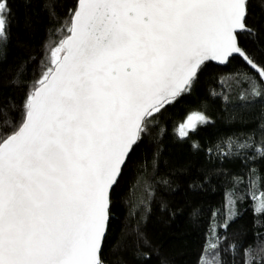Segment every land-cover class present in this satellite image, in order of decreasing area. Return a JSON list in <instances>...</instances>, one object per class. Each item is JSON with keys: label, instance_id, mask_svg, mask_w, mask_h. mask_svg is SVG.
Wrapping results in <instances>:
<instances>
[{"label": "snow or ice", "instance_id": "6c2138e0", "mask_svg": "<svg viewBox=\"0 0 264 264\" xmlns=\"http://www.w3.org/2000/svg\"><path fill=\"white\" fill-rule=\"evenodd\" d=\"M249 2L75 0L18 122L0 103V130L12 129L0 134V264H105L113 193L154 114L189 92L209 61L238 55L264 81V67L239 46L241 32L256 35ZM8 11L0 0V40ZM251 94L264 84L253 82ZM206 121L191 114L178 135ZM253 200L264 214V193ZM226 207L233 218L235 201ZM125 241L122 233L111 252ZM205 253L202 264H224L215 231ZM243 260L264 264V243L245 248Z\"/></svg>", "mask_w": 264, "mask_h": 264}, {"label": "trees", "instance_id": "16d2710c", "mask_svg": "<svg viewBox=\"0 0 264 264\" xmlns=\"http://www.w3.org/2000/svg\"><path fill=\"white\" fill-rule=\"evenodd\" d=\"M6 2L0 103L18 122L26 93L48 65L75 0ZM247 24L256 35L241 32L239 46L264 67L262 0H250ZM253 82L262 84L238 56L224 65L209 61L189 92L154 114L113 193L105 264H202L213 231L224 264H244V249L264 243V214L253 210V196L264 193V156L256 152L264 146V94L252 96ZM191 113L209 119L181 138L178 128ZM230 199L236 213L231 219ZM122 233L123 250L113 254ZM230 245L238 246L235 252Z\"/></svg>", "mask_w": 264, "mask_h": 264}, {"label": "water", "instance_id": "95a60500", "mask_svg": "<svg viewBox=\"0 0 264 264\" xmlns=\"http://www.w3.org/2000/svg\"><path fill=\"white\" fill-rule=\"evenodd\" d=\"M236 56H238V55H236ZM239 57V56H238ZM241 58V57H240ZM241 60L243 61V59L241 58ZM210 62H212L213 64H216V65H224V64H220L219 62H217V61H210ZM244 62V61H243ZM245 63V62H244ZM246 64V63H245ZM247 65V64H246ZM251 70H253L254 72H256L258 75H259V73H258V71L256 70V69H253V68H251L249 65H247ZM259 78H260V80H261V77L259 76ZM261 82H262V84H264V81H262L261 80Z\"/></svg>", "mask_w": 264, "mask_h": 264}, {"label": "rangeland", "instance_id": "374dc122", "mask_svg": "<svg viewBox=\"0 0 264 264\" xmlns=\"http://www.w3.org/2000/svg\"><path fill=\"white\" fill-rule=\"evenodd\" d=\"M191 114H195V113H191ZM191 114H189V115H191ZM189 115H188V116H189ZM188 116H187V117H188ZM204 116H205V115H204ZM187 117H186V119H187ZM206 117H207V116H206ZM186 119H185V121H186ZM208 119H209V117H207V120H208Z\"/></svg>", "mask_w": 264, "mask_h": 264}]
</instances>
